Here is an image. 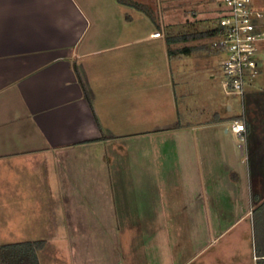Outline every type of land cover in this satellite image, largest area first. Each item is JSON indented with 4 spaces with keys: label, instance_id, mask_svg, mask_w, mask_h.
Here are the masks:
<instances>
[{
    "label": "crops",
    "instance_id": "obj_1",
    "mask_svg": "<svg viewBox=\"0 0 264 264\" xmlns=\"http://www.w3.org/2000/svg\"><path fill=\"white\" fill-rule=\"evenodd\" d=\"M147 2L0 0V242L43 239L64 264L105 246L106 264H258L264 90L247 87L245 158L232 105L181 86Z\"/></svg>",
    "mask_w": 264,
    "mask_h": 264
},
{
    "label": "rangeland",
    "instance_id": "obj_2",
    "mask_svg": "<svg viewBox=\"0 0 264 264\" xmlns=\"http://www.w3.org/2000/svg\"><path fill=\"white\" fill-rule=\"evenodd\" d=\"M147 3L150 12L155 16H159V21L165 29V36L167 37L214 29L219 24L222 12L219 0H148ZM260 6L264 8V0L260 2ZM153 23H155L154 20ZM210 41L211 38L189 40L173 44V47H183L186 45L197 46L203 43L209 44ZM206 50L201 53H198V50H196L192 54L176 56L171 61V65L176 75L181 71L189 79L185 84L181 82V86H185L188 89L190 86L195 87L200 91L199 94H204L202 99L210 95L214 97L215 101L218 97L222 102L232 105L233 110L230 112L226 111V114L229 115L226 120L227 127L229 128L234 119L232 117L243 114V104L239 96L235 94L228 95L223 87L224 72L221 64L225 57L224 53L216 50ZM258 61L261 67V73L258 76V80H255L252 86L264 90V48L258 55ZM245 100L247 106V98ZM105 240H107L106 237H101L102 244H104ZM101 253L104 257L103 259L107 256L105 260H102V264L108 263L111 260L110 255L112 257L111 248L105 246ZM39 255L42 264H64V254L61 252V249H57L56 247L52 246L49 251H39ZM46 255L50 257L52 255L55 258L49 261ZM98 255L100 254L98 253ZM81 264L93 263L87 260L85 263L81 262Z\"/></svg>",
    "mask_w": 264,
    "mask_h": 264
},
{
    "label": "built area",
    "instance_id": "obj_3",
    "mask_svg": "<svg viewBox=\"0 0 264 264\" xmlns=\"http://www.w3.org/2000/svg\"><path fill=\"white\" fill-rule=\"evenodd\" d=\"M262 0H219L222 7L211 47L223 52V87L241 98L243 114L234 118L229 131L235 136L238 152L247 158L246 95L248 85L260 74L258 55L264 48V8ZM154 36H161L157 31Z\"/></svg>",
    "mask_w": 264,
    "mask_h": 264
},
{
    "label": "trees",
    "instance_id": "obj_4",
    "mask_svg": "<svg viewBox=\"0 0 264 264\" xmlns=\"http://www.w3.org/2000/svg\"><path fill=\"white\" fill-rule=\"evenodd\" d=\"M136 7H143L137 2H131ZM147 12L154 17V14L147 9ZM216 35V29H209L205 31L193 32L184 35H176L168 37L169 44L181 43L189 40H196L202 38H213ZM211 46V44H210ZM209 44H201L197 46H183L170 48L171 55L179 56L184 54H191L193 51L205 49L210 47ZM82 81V77L79 74ZM87 97L88 93H87ZM90 99V98H89ZM235 118H241L240 116ZM254 225L256 234V248L259 253L258 264H264V249L261 248L262 239L264 238V201L255 205L254 209ZM45 246V240H28L11 243L0 242V264H40L39 251Z\"/></svg>",
    "mask_w": 264,
    "mask_h": 264
}]
</instances>
